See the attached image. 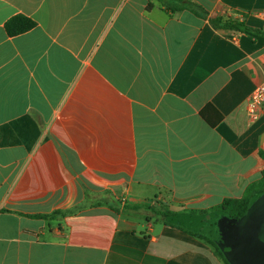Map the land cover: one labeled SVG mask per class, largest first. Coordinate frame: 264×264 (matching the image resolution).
I'll use <instances>...</instances> for the list:
<instances>
[{
    "label": "crops",
    "instance_id": "0c3cea01",
    "mask_svg": "<svg viewBox=\"0 0 264 264\" xmlns=\"http://www.w3.org/2000/svg\"><path fill=\"white\" fill-rule=\"evenodd\" d=\"M217 18L264 30V0H0V264H225L137 214L264 187V38Z\"/></svg>",
    "mask_w": 264,
    "mask_h": 264
},
{
    "label": "water",
    "instance_id": "95a60500",
    "mask_svg": "<svg viewBox=\"0 0 264 264\" xmlns=\"http://www.w3.org/2000/svg\"><path fill=\"white\" fill-rule=\"evenodd\" d=\"M178 224L211 239L229 264H264V190L241 216L183 213Z\"/></svg>",
    "mask_w": 264,
    "mask_h": 264
},
{
    "label": "trees",
    "instance_id": "16d2710c",
    "mask_svg": "<svg viewBox=\"0 0 264 264\" xmlns=\"http://www.w3.org/2000/svg\"><path fill=\"white\" fill-rule=\"evenodd\" d=\"M211 21L213 25H215L216 27L222 28V29H228V30L243 32V33H250L252 35L264 38V30L251 29L246 24L241 23V22L231 21V20L225 21L222 18L212 19ZM34 27H36L35 21H33L32 19L26 16L20 15V16H16L12 18L6 24V31L10 37H14V36L23 34L25 32H28ZM263 190H264V187L261 189H257V190L249 189L246 196L243 197L242 199H226L223 201L221 205H219L218 207H216L210 212L192 213V214H208V213L224 211L235 217L241 216L246 212L250 201ZM147 209L153 212V217H147L149 221H150V218H154L157 222H161L171 227L179 228L191 234L192 236L196 238L207 241L210 245H212L215 248L216 254L224 260L225 264H229L226 261L225 257L223 256L221 250L211 239L205 237L204 235L188 231L178 224V219L180 215L183 213H174L171 211H157L153 207H148ZM60 214H65V213L58 211L54 213V215H50V216L49 215H39V216L47 218V217H53V216L60 215Z\"/></svg>",
    "mask_w": 264,
    "mask_h": 264
},
{
    "label": "built area",
    "instance_id": "2783aa9c",
    "mask_svg": "<svg viewBox=\"0 0 264 264\" xmlns=\"http://www.w3.org/2000/svg\"><path fill=\"white\" fill-rule=\"evenodd\" d=\"M264 85L258 87L252 94L248 104V113L252 121L258 120L259 113L264 112Z\"/></svg>",
    "mask_w": 264,
    "mask_h": 264
},
{
    "label": "rangeland",
    "instance_id": "374dc122",
    "mask_svg": "<svg viewBox=\"0 0 264 264\" xmlns=\"http://www.w3.org/2000/svg\"><path fill=\"white\" fill-rule=\"evenodd\" d=\"M148 207H153L154 209H156V210L158 209L160 211H162L161 209H163V206H161L159 204H155V205L150 204L148 206H145L141 211L138 210L137 214H138V216H142L141 217V221H144L145 224H146V217L147 216L148 217H153V212L148 210L147 209Z\"/></svg>",
    "mask_w": 264,
    "mask_h": 264
}]
</instances>
